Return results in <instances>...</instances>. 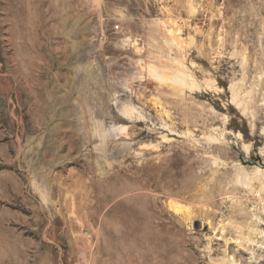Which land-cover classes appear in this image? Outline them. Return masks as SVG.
<instances>
[{
	"label": "rangeland",
	"instance_id": "1",
	"mask_svg": "<svg viewBox=\"0 0 264 264\" xmlns=\"http://www.w3.org/2000/svg\"><path fill=\"white\" fill-rule=\"evenodd\" d=\"M0 264H264V0H0Z\"/></svg>",
	"mask_w": 264,
	"mask_h": 264
},
{
	"label": "bare ground",
	"instance_id": "2",
	"mask_svg": "<svg viewBox=\"0 0 264 264\" xmlns=\"http://www.w3.org/2000/svg\"><path fill=\"white\" fill-rule=\"evenodd\" d=\"M126 106H127V107H129L130 105H125V106H123V108H122V109H123V112H124L125 114H128V113H129V111H127V110H126V108H127ZM129 108H130V110L132 109V107H131V106H130ZM256 218H257L258 220H260L258 217H256ZM261 232H262V231H261ZM262 233H263V232H262ZM258 247H261V248H263V245H261V244H258ZM84 254H85V253H84Z\"/></svg>",
	"mask_w": 264,
	"mask_h": 264
},
{
	"label": "built area",
	"instance_id": "3",
	"mask_svg": "<svg viewBox=\"0 0 264 264\" xmlns=\"http://www.w3.org/2000/svg\"><path fill=\"white\" fill-rule=\"evenodd\" d=\"M116 28H118V26H116Z\"/></svg>",
	"mask_w": 264,
	"mask_h": 264
}]
</instances>
